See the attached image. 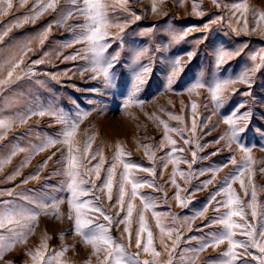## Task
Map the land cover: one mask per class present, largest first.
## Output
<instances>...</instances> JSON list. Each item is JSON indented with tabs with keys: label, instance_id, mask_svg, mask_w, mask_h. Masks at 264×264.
Listing matches in <instances>:
<instances>
[{
	"label": "rangeland",
	"instance_id": "374dc122",
	"mask_svg": "<svg viewBox=\"0 0 264 264\" xmlns=\"http://www.w3.org/2000/svg\"><path fill=\"white\" fill-rule=\"evenodd\" d=\"M46 3L47 0H42ZM155 2L156 11L152 10ZM13 7L0 14V34L7 32L0 41V79L4 78L9 70L5 61L13 54L22 56L23 63L13 72V83L0 89V117H15L30 110L47 108L52 105L55 110L62 112L66 118L78 119L79 126L73 137V147L83 149L91 143V153H98L95 160H84L86 168L101 163L99 177L92 175V183L86 187H93V193L82 197L85 200H94L105 213L113 218L110 225V235L118 243L124 245L128 253H140L139 259L153 260L150 253H143L135 246L136 233L140 230V214L144 216L146 230L141 233L142 246L147 241V232L150 230L153 237V247L161 253L155 258L167 261L172 253V264H186L194 255L195 249L207 242L212 234H218L222 225L214 221L226 211H213L217 207L216 201L226 199L221 191L225 187V179L229 173L236 174V168L229 160L235 156L237 161L242 160L243 154L233 143L226 146V140L219 144L213 143L226 131L228 125L223 123L225 116L233 111L237 115L250 110L251 118L247 123L246 131L240 134L241 143L252 147V157L256 161L252 165L251 183L249 171L244 170L238 180L231 183L233 191L242 201V209L246 214L247 222L257 231L264 224V67L251 75V82L235 83L224 92V103L217 108L211 99L207 88H200L189 93L187 89L198 79L205 84L218 79H236L246 69L253 66L252 55L264 49V20H259L264 13V0H128L120 4L117 0H108L111 7L108 18L113 24L124 25L123 33L118 27H112V34L108 38L110 47L106 55L119 52L120 59L113 69L114 80L112 87H106L103 78L92 79L91 71H80L90 67V61L84 57L90 53L84 51L85 43H73L81 33L85 18L74 15L61 25L60 21L67 12L83 5L77 0H58L55 10L48 9L34 20L35 10L39 9L37 0H12ZM198 7L194 11L193 4ZM219 4V7L217 6ZM244 3L247 11L236 9L234 4ZM6 8V4L0 5ZM202 12L203 15L198 13ZM140 19L136 20L135 15ZM29 19L25 22L23 18ZM217 17H222L217 23H211ZM245 21L247 27H245ZM19 22V26H16ZM208 24L207 29L204 25ZM49 25H51L49 29ZM155 26L151 33L143 35L148 28ZM191 28L189 35L179 41L172 42L169 30L176 33ZM10 29V30H9ZM49 29L44 43H40L41 33ZM252 29H255L253 31ZM119 35L121 38H117ZM27 45L20 52V46ZM30 48L31 51L27 49ZM148 49V54L141 58L138 64L131 62L132 53L136 49ZM239 52L221 67H216V53L219 49ZM188 52L194 55L189 60ZM264 54V53H262ZM75 57L66 59V57ZM181 58L182 71L175 78L169 89L167 77L171 70V61ZM43 62L36 65L34 60ZM150 65V72L144 85L136 94V99L143 103L124 107V100L132 91L135 72L140 65ZM29 69L32 71L29 72ZM55 75L56 79H53ZM19 76L20 79H15ZM96 89V91H92ZM195 102L197 109H191ZM241 104L243 108L239 107ZM87 113V115H83ZM180 116L182 120L171 119L170 115ZM195 120L197 128L192 131V122ZM164 121L169 129H182L183 132L168 131L170 140L176 143L175 148L183 152H172L173 145L164 139ZM203 126V127H201ZM65 125L59 123L54 116L32 115L26 123L14 124L0 139V160L6 158L14 149L23 147L26 151L17 152L10 163L4 164L0 170V190L14 189L16 193L26 195L29 199H41L46 196L63 198L64 203L59 206L60 218L41 213L34 228V233L27 236L26 243L16 244L14 248L3 253L0 264H34L27 255L35 252L46 240V261L50 264H100L104 256L101 251L92 254V248L83 242V238L74 230V220L68 219L73 215L67 199L69 194L66 186L62 185L66 177L63 175L64 157L67 155V146L57 143L44 151H38L43 142L49 138H62ZM190 140L189 144L184 139ZM163 143V147L161 144ZM147 145V147H145ZM123 149L124 162L133 163L144 168H154L155 176L148 172L131 170L133 178L148 181L159 187L145 184L138 189L139 195L130 198L131 185L125 183L126 195L124 203H118L119 185L122 181L123 163L115 159L117 147ZM199 146V147H198ZM196 152L193 161L192 152ZM55 153V155H53ZM146 153H148L146 155ZM154 153L155 159H150ZM215 153V155H212ZM79 154V153H78ZM52 156L51 160L48 157ZM27 160V163L25 161ZM47 160L46 166L40 165ZM191 163L189 168L188 163ZM175 161V163L173 162ZM115 163L112 174L111 200L107 190L100 188L108 178V168ZM165 164L167 165L165 167ZM227 164V167L223 165ZM23 165V166H22ZM176 169L175 184L172 183L173 171ZM83 172L84 169H81ZM14 179L7 177L14 175ZM180 172L184 173L182 177ZM201 172L203 174L201 175ZM38 175V179H29ZM213 176L215 178L213 179ZM27 180V183L23 181ZM240 180H243L248 192L253 185L256 189V217L251 215L249 205L250 196H245ZM205 181H211L205 185ZM179 186L180 203L175 199ZM64 187L65 190H60ZM216 195V200L211 197ZM141 197L153 207L144 209ZM13 199L0 196V201ZM17 202L20 197L15 198ZM131 199L133 213L127 223H121L127 216V204ZM207 206L208 211L203 216L198 213ZM161 214L159 220L165 229H171L172 234L161 235L157 226V217L153 213ZM94 217L95 224L108 222L102 215L89 213ZM237 223L245 224L239 216L233 217ZM125 227L128 232H125ZM235 239L246 240L236 230ZM131 233V242L129 241ZM177 235L180 236L176 241ZM163 239L164 243H161ZM167 246V250L166 247ZM227 241L216 248H207L199 253L194 264H204V261H215L227 249ZM67 249L62 256L57 255L62 249ZM243 252V249H237ZM254 254L260 255L255 249ZM99 257V258H98ZM249 264H258V261L247 257Z\"/></svg>",
	"mask_w": 264,
	"mask_h": 264
},
{
	"label": "snow or ice",
	"instance_id": "6c2138e0",
	"mask_svg": "<svg viewBox=\"0 0 264 264\" xmlns=\"http://www.w3.org/2000/svg\"><path fill=\"white\" fill-rule=\"evenodd\" d=\"M26 0H21V5H23ZM39 3V9H34V16L32 19L34 20L37 16L42 14V12L53 9L55 10L58 0H47L46 3L42 2V0H37ZM77 0H73V3H76ZM120 4H126L128 0H117ZM217 2V0H214ZM79 3L82 4V7H76L74 10L67 12V14L60 21L61 25L66 22L69 18L74 15H80L85 18V24L82 27L81 33L77 36V38L73 41V43H85L86 47L84 49L85 52L90 53V56H86L84 58L90 61V67L81 69L80 71L83 73L84 71L92 72V79H96L97 77H102L103 82L106 87L113 86L114 73L113 69L119 63L120 55L119 52L106 55L107 49L110 47V44L107 42L108 38L112 35L110 33V29L112 27H118L120 32L123 33L124 25L122 24H113L108 18V10L111 5L108 3V0H79ZM6 4V8H0V14H5L7 9H11L13 7L12 0H0V5ZM219 7V4L217 3ZM198 5L196 3L193 4L194 11ZM236 9H244L247 11V7L244 3L234 4L232 6ZM152 10L156 11L155 2L153 3ZM199 15H203L202 12L198 13ZM135 15V14H133ZM29 18L25 16L23 21H27ZM135 19L139 20L140 16L135 15ZM222 17H217L216 20H213L211 23H217L218 20H222ZM259 20H264V13H261L259 16ZM16 26H19V22ZM51 25H49L50 29ZM152 26L148 28L143 35H148L152 32ZM209 27L208 24L204 25V28L207 29ZM245 27H247V22L245 21ZM49 29H46L43 33H41L40 43H44V38L47 36V32ZM10 30V29H9ZM255 31V29H252ZM192 31L191 28L176 33L172 30H169L171 41L179 42L185 39L189 33ZM7 35V32L0 34V41L3 40V36ZM117 38H121L117 35ZM27 48V45L20 46V52L22 53L24 49ZM31 51L30 48L27 49ZM264 49L261 52H257L252 55L251 59L253 61V66L246 69L238 78L236 79H218L214 82H210L205 84L202 80H197L193 83L187 91L189 93L196 92L200 88H207L212 101L215 106L219 108L225 101L226 97L224 96V92L228 89V87L237 82L249 84L251 82V75L255 74L261 67H264ZM148 54V49L141 48L136 49L132 53L131 62L133 64H138L142 57ZM189 60L193 57V52L187 53ZM234 55H239V52H232L226 49H219L216 53V67L219 68L228 62ZM75 57H66V59H74ZM43 61L38 59L32 61L33 64H40ZM5 63L8 65L9 70L4 78L0 79V89L5 88L11 85L13 81V72L16 68L23 63L22 56L18 54H13L10 56ZM3 68V65L0 64V69ZM150 65H140V70L135 72L134 82L132 84V91L129 93L127 98L124 100V107H128L132 104L143 103V101L136 99V94L140 91L141 87L144 85L146 81V77L150 72ZM32 70L29 69V72ZM182 71V60L181 58H176L171 61V70L167 77V87L171 89L175 78ZM56 79L55 75L52 77ZM15 79H20L19 76H16ZM92 91H96L93 89ZM239 107L243 108L244 105L241 104ZM191 109L193 112L196 111L197 105L195 102L191 104ZM32 115H50L54 116L59 123L65 125V128L62 132V138H49L42 145L36 149L38 151H44L49 146H55L57 143H63L67 146V155L64 157V170L63 175H65L66 179L62 182L63 186H66V191L69 194V198L67 199V203L73 215H69L68 219L74 220V230L77 235L83 238V242L87 245H90L92 248V254L97 255L101 251L104 252V256L102 260H100V264H157L155 258L161 256V253L157 251L153 247V237L152 232L148 230L147 232V241L142 246L141 233L146 230L144 216L140 214V230L136 233V241L135 246L137 249H141L143 253H150L153 257V260H143L139 259L140 253L137 252L135 255L130 254L125 249L124 245L116 242L110 235V225L113 222V218L105 213L104 209L99 206L95 201L99 200V197H95L94 200H85L81 199L82 197L88 196L90 193H93L95 185L93 187H86V185L92 183V175L94 174L96 178L99 177L100 167L103 160L101 158L100 163L93 165L91 168H86L83 161L95 160L98 153H91V143H87L83 149H75L73 147V137L76 135L79 120L78 119H69L64 116L62 112L58 113L52 105H49L47 108H41L38 110H30L29 112L23 115H17L15 117H0V139H3L7 133V131L16 123H26V121ZM83 115H87L84 113ZM171 119L182 120V117L175 116L169 114ZM251 118V111L247 110L240 115H237L236 111H233L229 115L225 116L223 123L228 125V131H226L223 135H221L217 140L213 143L219 144L222 140H226V146L231 147L233 143L237 145V149L243 154L242 160L237 161L235 156L231 157L229 163H231L236 168V174L233 175L229 173V176L225 179V187L221 190L226 199L222 201H216L217 207L213 209L215 212H220L221 208L226 209L224 213L220 217H218L214 223L222 225V230L218 234H212L211 238L203 243L199 248L195 249L194 255L190 257L186 264H194L195 260L198 258L199 253L203 252L207 248H216L220 244L227 241L228 247L221 254V258L215 261H204V264H249L247 257H251L252 260L258 261V264H264V224L261 225V229L257 231V229L247 222L246 214H244L243 209L241 207L242 201L239 196L233 191L231 187V183L235 180L239 179V176L243 174L244 170L247 169L250 173L249 182L251 183V177L254 173H252V165L256 163V161L252 157V147L246 146L241 143L239 136L240 134L246 131L247 123ZM165 127V136L164 139H168L170 144L173 145L171 149L172 152H183V149H177L174 147L175 141L170 140L167 135L168 131H176L178 133L183 132L182 129H169V126L166 122L161 121ZM203 127V126H201ZM197 128V124L195 120L192 122V131L195 132ZM185 144H189L190 140L185 138ZM147 147V145H145ZM163 147V143L161 144ZM199 147V146H198ZM264 150V147H262ZM26 151L23 147H18L14 149L6 158L0 160V170H2L3 165L10 163L13 156L17 154V152ZM79 153V154H78ZM148 153H146L147 155ZM55 155V153H53ZM215 155V153H212ZM124 156L123 149L119 146L117 147L115 159L123 163V173H122V181L119 185V199L118 203L123 205L125 195L127 194L125 191V183L131 185V193L130 198H135L138 193V189L142 188L147 184L149 187L156 188L159 191V187L155 184H152L148 181H143L140 179L133 178L131 175V170L138 169L139 171L148 172L150 175L155 176L154 168H144L139 165L133 163L124 162L122 157ZM193 161L196 159V152H192ZM52 156L48 157V160H51ZM150 159H155L154 153L150 155ZM175 163V161H173ZM184 163H188L189 168H191V163L188 161H183ZM27 163V160L25 161ZM47 160L40 165L41 168L46 166ZM23 166V165H22ZM167 165L165 164V167ZM116 165L113 163L111 167L108 168V178L100 188L101 191L107 190L108 199L111 200V191H112V174ZM223 167H227V164L223 165ZM81 169H84L82 172ZM261 172H264V168L260 169ZM19 173H15L12 176L7 177V179L11 180L15 178V175ZM175 174L176 169L173 171V179L172 183L175 184ZM203 172H201V175ZM180 175L183 177L184 173L180 172ZM38 175H33L29 177V179H38ZM215 176H213V179ZM23 183H27V180L23 181ZM205 185L207 183H211V181H205ZM241 187L244 189L245 196H250L249 207L251 208V215L256 217V189L255 185L252 187L251 193L248 192V189L245 187V183L243 180H240ZM177 194L175 199L180 203H190V201L181 202L179 196V186L177 185ZM60 190H65L64 187H61ZM216 195H220V192L214 194L211 197L210 203L213 200H216ZM0 196H8L13 199L2 200L0 201V259L3 258V253L5 251H9L19 243H26L27 236L34 233V228L38 221V217L41 213L48 214L51 210L53 216L60 218L59 206L63 204L65 201L63 198H56L53 196H46L41 199H29L26 195H21L20 193H16L14 189L0 190ZM16 197H20V201L24 203L17 202ZM144 209H148L153 207V204L147 202L144 197H141ZM208 211L207 206L198 213L199 216H203L205 212ZM89 213H97L103 216V219L108 222L105 224H95L94 217H91ZM133 213V205L131 203V199L127 204V216L124 220L120 221L121 223H127L131 218ZM155 217H157V226L160 228L161 235H168L169 237L172 234L171 229H165L160 220L159 213H153ZM239 216L241 220H245V224L237 223L233 220V217ZM262 219H264V214H262ZM239 231V235L247 237L246 240H237L235 236L237 235V231ZM125 232H128V228L125 227ZM48 237H44L45 243H42L40 248H37L35 252H29L27 255L31 258L34 264H50V262L46 261V252H47V244L46 240ZM180 236L177 235L176 241L178 242ZM129 241L131 242V233H129ZM161 243L164 241L161 239ZM166 250H167V246ZM237 249H243V252H238ZM251 249H255L259 252L260 255L254 254ZM67 249H62L57 252V255L62 256L63 252ZM99 258V257H98ZM90 264V261L87 262ZM159 264H172V253H169V259L167 261H159Z\"/></svg>",
	"mask_w": 264,
	"mask_h": 264
}]
</instances>
